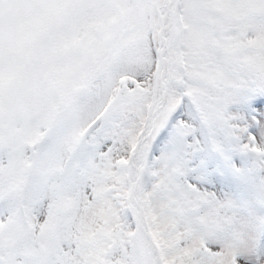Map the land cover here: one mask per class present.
<instances>
[{
    "label": "snow or ice",
    "instance_id": "snow-or-ice-1",
    "mask_svg": "<svg viewBox=\"0 0 264 264\" xmlns=\"http://www.w3.org/2000/svg\"><path fill=\"white\" fill-rule=\"evenodd\" d=\"M0 264H264V0H0Z\"/></svg>",
    "mask_w": 264,
    "mask_h": 264
}]
</instances>
